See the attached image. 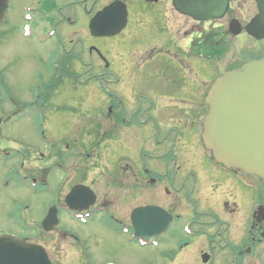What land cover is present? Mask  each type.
<instances>
[{"label":"flooded vegetation","instance_id":"1","mask_svg":"<svg viewBox=\"0 0 264 264\" xmlns=\"http://www.w3.org/2000/svg\"><path fill=\"white\" fill-rule=\"evenodd\" d=\"M17 1H27L19 14L12 7ZM164 1L7 0L3 26L22 40L49 45L50 91L77 79L84 108L69 124L73 146L66 144L62 157L41 160L44 170L32 173L42 179L45 167L64 169L67 196L79 190L71 205L65 196L49 209L58 219L52 232L41 224L42 232L67 240L66 255H48L51 264H64L59 259L66 256L69 264H119L96 263L85 238L62 226L65 220L88 226L99 217L115 240L145 251L147 264H264V181L218 162L202 128L215 81L264 59V40L246 31L257 14L240 24L242 11L233 7L240 0H230L222 20L196 22L177 12L173 0H167L173 13L166 14ZM116 2L126 6L125 28L111 38L93 37L91 21ZM51 96L6 119L41 114ZM98 96L103 99L94 103ZM23 167L19 174H29ZM23 232L14 237L29 243Z\"/></svg>","mask_w":264,"mask_h":264},{"label":"rangeland","instance_id":"2","mask_svg":"<svg viewBox=\"0 0 264 264\" xmlns=\"http://www.w3.org/2000/svg\"><path fill=\"white\" fill-rule=\"evenodd\" d=\"M26 2H14L12 4L14 12L16 14L22 12ZM254 2L240 0V5H233L242 11L240 24H247L258 13ZM170 6L171 3L165 0L162 11L172 14ZM6 28L2 22L0 82L3 83V94H0V149H3V155L0 152V235L20 236V232L24 230L23 234L31 239L29 243L43 247L49 257L56 260L59 258L58 253L61 256L66 255L67 240L61 242L59 234H47L40 228L49 209L66 198L70 182L66 183L67 173L64 169L60 171L54 169L50 173L45 167L46 172L40 175L44 174L42 179L38 177L39 175L33 176L32 173L37 169L43 171V163H46L49 157L52 159L58 155L62 157L66 144L73 146L74 139L69 135L71 134L69 124L78 112L84 109L80 104L81 100L79 101L75 94L78 92L76 88L78 80H74V85H60L54 91H50L52 85L48 83L53 81H50L52 76L49 71L54 52L49 45H38L32 41L22 40L20 36L12 35ZM4 34L6 36H2ZM102 46L110 48V41H103ZM261 46H264V42ZM103 52L106 53L104 48ZM105 56L112 62L111 56L107 54ZM90 76L91 74H88V77ZM109 91H111L109 86H102L103 94L106 95ZM59 92L63 96H57ZM43 94L52 95L48 103L50 107L47 105L41 114L28 111V118H17L22 111L30 109V104L40 103L39 99ZM99 96L95 97L97 101L94 103L103 99ZM20 110L17 117L6 119V115ZM83 139L84 137H81L80 140ZM23 165L29 174L26 172L19 174ZM35 178L40 179L38 185ZM77 179L72 180L71 185L77 182ZM42 181L46 184L40 185L39 182ZM62 226L69 234L79 239L85 238L87 241L85 245L87 243L96 263L116 261L119 264H147L146 252L125 245L119 238L115 240L110 233V226L108 227L101 217L88 226H83L80 221L71 223L66 220ZM66 257L59 260L69 264L70 260Z\"/></svg>","mask_w":264,"mask_h":264},{"label":"water","instance_id":"3","mask_svg":"<svg viewBox=\"0 0 264 264\" xmlns=\"http://www.w3.org/2000/svg\"><path fill=\"white\" fill-rule=\"evenodd\" d=\"M230 0H173L177 12L199 22L221 20ZM258 14L246 27L247 33L264 40V0H255ZM0 0V24L7 8ZM122 3L105 8L93 18L89 29L95 38H111L124 29L127 9ZM235 33V35H237ZM208 115L203 140L213 157L228 168L241 170L264 181V59L244 64L223 73L207 96ZM78 188L67 196V204L79 196ZM51 209L42 228L52 232L58 225ZM41 246L21 242L12 236H0V264H51Z\"/></svg>","mask_w":264,"mask_h":264}]
</instances>
